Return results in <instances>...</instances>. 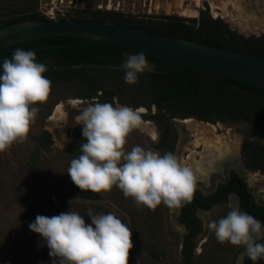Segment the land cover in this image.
I'll use <instances>...</instances> for the list:
<instances>
[{"label": "rangeland", "instance_id": "374dc122", "mask_svg": "<svg viewBox=\"0 0 264 264\" xmlns=\"http://www.w3.org/2000/svg\"><path fill=\"white\" fill-rule=\"evenodd\" d=\"M230 1L0 0V23L33 13H40L47 20L48 11L55 9L58 20L91 21L99 12L113 13L116 22L129 21L136 25L133 27L142 26L156 30L159 17L167 15L191 20L198 18L201 10H209L213 18L222 19L241 35L263 36L264 25L258 27L256 20H264V11L251 8L250 1L242 0L243 3L241 4V1L239 6ZM214 11H218L216 15ZM192 12L197 15L194 16ZM107 16L103 15V18L107 19ZM107 21V24H115L110 22L113 20ZM128 55L130 54H124V62ZM37 62L44 63L49 71L55 68L47 55L37 59ZM155 69L156 65L148 62L141 74H148ZM86 74L103 86L106 92L112 93L119 105H122L120 100L125 102L124 106H132L131 108L149 102L150 94L146 91V88H149L141 86L139 77L136 84L125 83V71L122 66L88 69ZM50 80L51 93L45 103L38 105L39 112L31 126L28 139L23 143H15L7 151L0 153V264H52L53 258L49 256V249L43 237L32 232L28 225L35 221L37 215L51 217L68 210L83 215L86 224H91L87 209L95 211V206L100 214H115L132 231L133 248L129 253V264H242L243 248L232 246L230 243H218L214 233L203 226L209 219L219 220L226 216L230 203L216 207L206 214L199 212L197 217L201 230L190 240L193 250L191 259L187 261L183 248L189 232L180 221L181 211L186 204L170 209L162 203L153 211L137 207L133 199L125 198L117 187L107 193L81 192L72 183L67 169L71 160L80 155L76 142L84 139L82 126L75 122L76 126L72 128L70 138L63 133L61 139L56 138L54 133L64 130L69 121L72 104L77 105L76 101H82L77 95L91 89L92 82L87 78L68 83L53 78ZM93 101H84L81 107L75 106L73 109L85 108ZM59 105H63L67 117L57 122L53 120V116ZM139 108L144 109L145 116L157 112L154 107L151 112L144 106ZM144 119L149 124H144L129 135L125 145L126 151L136 145L156 151L152 131L156 132L158 129L157 122ZM211 125L218 128L219 141L230 146L232 153L237 151L235 161L223 164L222 171L217 172L213 170L216 159L204 155V146L196 145L195 133L190 131L187 125L176 126L180 129L172 152L181 164L191 169L192 158L196 163L204 161L201 169L193 173L194 187L201 192L210 193L220 182L226 181L228 172L237 169L256 202L264 205V175L246 168L242 152L244 138L251 133L249 126L245 123ZM205 176L207 179H204Z\"/></svg>", "mask_w": 264, "mask_h": 264}, {"label": "clouds", "instance_id": "9594fccd", "mask_svg": "<svg viewBox=\"0 0 264 264\" xmlns=\"http://www.w3.org/2000/svg\"><path fill=\"white\" fill-rule=\"evenodd\" d=\"M147 64L143 52L128 55L122 65L125 83L136 84ZM47 71L34 51L17 48L10 59L2 61L0 153L28 139L38 105L51 93L52 81L44 75ZM143 114L142 108L99 100L80 110L75 122L82 126L86 142L80 145V155L71 160L68 176L81 192L107 193L117 187L139 208L154 211L163 203L176 209L191 203L193 172L173 152L161 154L140 145L125 150L129 135L145 124ZM228 207L226 216L209 219L203 226L214 233L218 243L243 248L242 256L253 264L264 260V222L238 206ZM87 216L91 224L72 210L51 217L37 215L28 227L43 237L52 264H129L130 228L113 213L96 214L88 208Z\"/></svg>", "mask_w": 264, "mask_h": 264}, {"label": "trees", "instance_id": "16d2710c", "mask_svg": "<svg viewBox=\"0 0 264 264\" xmlns=\"http://www.w3.org/2000/svg\"><path fill=\"white\" fill-rule=\"evenodd\" d=\"M103 15H108L107 19H104ZM95 17L91 22L107 24L109 22L107 20H113L110 22L136 26L129 21L116 22L113 13L99 12ZM41 19L45 18L40 13L27 14L0 23V28L24 21ZM158 20L159 26L156 30L139 27L169 37L184 38L264 57V35L259 37L241 35L222 19L213 18L209 10H201L200 16L191 20L167 15L159 17ZM87 41L88 39L72 36L34 39L0 50V59L11 57L17 48L29 51L40 46L76 45ZM34 52L36 60L44 55L51 59L55 68L44 73L48 79L53 78L68 83L87 78L92 82L91 89L77 95L78 99L82 101L100 100L106 92L96 80L87 76L88 69L120 67L124 63V54L139 53L125 47L105 44L42 48ZM146 59L156 65L155 71L139 74L141 86L149 88V90L146 88L150 94L149 102L134 105L133 108L144 106L151 112L152 108L156 107L159 113L154 116H147L148 119H157L158 117L193 118L211 124H247L251 133L246 135L242 146L244 162L248 170L264 175V89L208 68L171 64L149 56H146ZM0 73H2V62H0ZM101 92L102 95L99 94ZM120 104L124 105L125 102L120 100ZM48 141L50 143V139ZM84 142H86L84 139H79L76 143L80 148ZM246 189L247 186L243 180L233 173L228 184L222 186L219 193L208 199H204L197 191H194L192 203L183 211L181 219V223L192 229V234L186 237L183 248L187 261L192 257L193 245H191L190 240L193 238L196 229L195 219L191 217L193 212L198 207H212L226 196L224 190L237 193L245 205L248 197ZM94 208L96 211L94 213L100 214L97 212L98 208L96 206ZM261 214L264 215V213Z\"/></svg>", "mask_w": 264, "mask_h": 264}, {"label": "water", "instance_id": "95a60500", "mask_svg": "<svg viewBox=\"0 0 264 264\" xmlns=\"http://www.w3.org/2000/svg\"><path fill=\"white\" fill-rule=\"evenodd\" d=\"M57 36L81 37L88 41L76 45L40 46L29 51L51 47L116 45L143 52L146 56L163 62L208 68L264 89V57L184 38L169 37L132 26L73 19L29 20L0 28V50L34 39ZM3 60L0 59V62ZM104 96L110 98L106 102L113 103V106L117 104L112 93L106 92ZM79 114V110H70L71 116L66 130L70 131L73 116Z\"/></svg>", "mask_w": 264, "mask_h": 264}, {"label": "flooded vegetation", "instance_id": "af4514ba", "mask_svg": "<svg viewBox=\"0 0 264 264\" xmlns=\"http://www.w3.org/2000/svg\"><path fill=\"white\" fill-rule=\"evenodd\" d=\"M244 1V0H243ZM243 1L241 2V4L243 3ZM245 1H250V6L251 8H257V10L264 11V0H245ZM258 27L260 25H257ZM105 94V93H104ZM104 94L102 95V98L99 100L101 102H106L108 101L110 98L107 96H104ZM78 102L77 105H73V107L75 106H82V104H84V101H76ZM72 107V109H73ZM155 110H157L156 107H154ZM83 108H78L75 110H82ZM159 112L157 110L156 114L157 115ZM146 115V114H145ZM143 116L144 118H147V116ZM153 115V114H152ZM153 115V116H154ZM71 116V115H70ZM70 116H69V121H70ZM75 115L73 116V121H72V127L70 129V131L66 130V126L68 125L69 121L67 122V124L65 125L64 130H62V132L60 131H55L54 135L56 138H60L61 139V135L62 133L67 135L68 138H70V134H71V130L75 125ZM145 120V119H144ZM152 120V122H157V126L158 129L156 130V138L153 139L154 141H156L154 143V147L156 149V151L160 152L161 154L165 153V152H172L173 146H174V142H176L177 138H178V127H176L177 125H181V127H185V120L186 119H170L167 117H158L157 119H149ZM76 126V125H75ZM236 174L240 179L243 180V182L246 184L247 186V200L246 203L244 205V201L243 199L237 194V193H232V192H227L226 190H224V193H226V196L224 198H220L221 200L217 203H215L212 207L210 208H205V207H198L194 212L193 215L191 216L192 219H195L196 222V229L194 230V236L193 238L197 235V233L199 232V230H201V223L198 220V214L199 212H204L205 214L208 212H211V210H213L216 207L219 206H224L227 205L228 203H230V205H234V206H238L241 210L248 212L249 214L253 215L255 218H257L258 220H260L261 222H264V215H262L261 213H264V205H260L256 202L254 195L252 194V192L250 191L248 184L246 183V181L239 175L238 170L237 169H233L230 172L227 173V179L225 182H220L218 184V186L216 187V189L210 193H204L201 192L199 189L194 187V191H197L204 199H208L209 197L216 195L217 193L220 192V189L222 186H226L228 184V182L232 179V174ZM192 203V202H191ZM191 203L186 204L182 211H181V216H180V221L183 217V211L187 208L188 205H190ZM252 208V209H251ZM189 232L188 235L192 234V229L187 226L184 223H181ZM242 264H253V262L251 260H249L246 256L243 257V261ZM255 264H264V260H258L257 262H255Z\"/></svg>", "mask_w": 264, "mask_h": 264}, {"label": "bare ground", "instance_id": "6f19581e", "mask_svg": "<svg viewBox=\"0 0 264 264\" xmlns=\"http://www.w3.org/2000/svg\"><path fill=\"white\" fill-rule=\"evenodd\" d=\"M241 1L242 0H231L230 2L233 3L234 5H238ZM215 5H214V8L217 9L215 7ZM236 8L239 9V7H236ZM217 12L214 11V14L216 15ZM192 13L194 16L197 15L196 12H192ZM254 18H256V17L254 16ZM246 20L248 21V19H246ZM249 20H251V18H249ZM253 20H255V19H253ZM256 21L258 22L259 25H264V20L263 21L262 20H256ZM66 117L67 116H66V112L64 110L63 105H59L55 110L53 120L60 122L64 119H66ZM145 124L148 125L149 123H145ZM185 124H187V127L190 131L195 133V136H196L195 138L197 139L196 145L204 146V149H205L204 155L208 156V157L213 156L214 159H216L215 160L216 163H215L214 168H213L214 172L222 171L223 164L235 161L234 157H235V154H237L236 153L237 151H235V153H232V151L229 148L230 146L226 145V143H222L219 141L218 128L216 126L211 125V124H206V123H200V122H197L193 119H189V120L186 119ZM152 136H153V138L156 137L155 130L152 131ZM235 150H237V148ZM203 163H204L203 160L201 163H196L194 161V159L192 158V161H191L192 172L194 174L196 172H198L201 169L200 166H202ZM202 178H203V176H202ZM204 179H207L206 176L204 177Z\"/></svg>", "mask_w": 264, "mask_h": 264}, {"label": "built area", "instance_id": "2783aa9c", "mask_svg": "<svg viewBox=\"0 0 264 264\" xmlns=\"http://www.w3.org/2000/svg\"><path fill=\"white\" fill-rule=\"evenodd\" d=\"M46 18L47 20H58L59 19L57 17V12L55 9H51L50 11H48V13L46 14Z\"/></svg>", "mask_w": 264, "mask_h": 264}]
</instances>
